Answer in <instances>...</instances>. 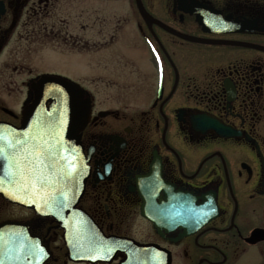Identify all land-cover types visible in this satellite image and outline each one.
I'll use <instances>...</instances> for the list:
<instances>
[{
    "label": "flooded vegetation",
    "instance_id": "flooded-vegetation-1",
    "mask_svg": "<svg viewBox=\"0 0 264 264\" xmlns=\"http://www.w3.org/2000/svg\"><path fill=\"white\" fill-rule=\"evenodd\" d=\"M61 46L89 112L57 216L24 114ZM0 138V264H264V0H0Z\"/></svg>",
    "mask_w": 264,
    "mask_h": 264
},
{
    "label": "water",
    "instance_id": "water-1",
    "mask_svg": "<svg viewBox=\"0 0 264 264\" xmlns=\"http://www.w3.org/2000/svg\"><path fill=\"white\" fill-rule=\"evenodd\" d=\"M35 92V99L32 108L24 114L29 117L45 119L46 127V154H45V187L40 198L46 211L52 214L57 212V216L62 215L64 204L61 199L60 182L83 181V164L81 160L71 163L70 152L64 147L65 142H71V137L76 129L79 130L88 118L89 106L83 98V90L74 81L60 75L43 74L36 84L32 85ZM5 142L0 138V143ZM63 144V146L61 145ZM69 150V149H68ZM74 155V154H73ZM75 156V155H74ZM7 154L5 147L0 145V195L7 199H12V188L7 184ZM2 164V166H1ZM43 188V187H42ZM36 194H30V197ZM71 205V203H67ZM57 207V209H56ZM191 224L198 223L197 219H191ZM14 226L3 224L0 226V234H5L6 230ZM94 239H96L94 237ZM70 256L82 259H101L102 251H74L69 250ZM0 253L4 251L0 247ZM5 260L20 259L16 253L10 252Z\"/></svg>",
    "mask_w": 264,
    "mask_h": 264
},
{
    "label": "rangeland",
    "instance_id": "rangeland-1",
    "mask_svg": "<svg viewBox=\"0 0 264 264\" xmlns=\"http://www.w3.org/2000/svg\"><path fill=\"white\" fill-rule=\"evenodd\" d=\"M60 48H62L61 52L59 51L57 57L55 58H49L50 57L49 53L46 54L45 56L46 63L44 67L46 68L52 67L55 70H57V73L60 75H66L71 79H77V76L81 75L80 73L84 72L85 69L82 67V65H78V63L76 64L75 59L73 58L72 55H70L71 50L69 46H61ZM47 62H52V63H47Z\"/></svg>",
    "mask_w": 264,
    "mask_h": 264
}]
</instances>
